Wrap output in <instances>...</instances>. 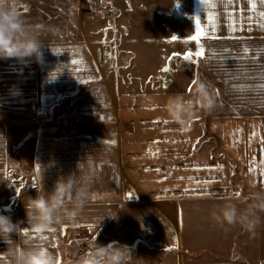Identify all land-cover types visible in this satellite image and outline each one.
<instances>
[{"label": "crops", "instance_id": "obj_1", "mask_svg": "<svg viewBox=\"0 0 264 264\" xmlns=\"http://www.w3.org/2000/svg\"><path fill=\"white\" fill-rule=\"evenodd\" d=\"M26 2L61 25L25 20L43 44V62L0 60V107L42 123L52 114L64 120L56 135L35 136L30 170L36 191L19 189L16 201L0 197V213L24 221V236L14 240L39 241L55 253V231L114 232L124 211L127 228H142V242L167 244L155 252L143 248L148 263L142 264H236L229 258L264 264V0H189L187 36L181 13L149 12L144 0H125L112 24L83 12L82 0ZM7 4L0 0V7ZM198 32L199 43L191 39ZM188 39L191 46L176 47ZM200 47L203 57L183 58ZM118 50L123 57H115ZM199 82L208 85L216 106L195 108L181 126L165 110L167 100L175 94L193 99ZM77 118L87 122L88 133ZM10 157L8 130L0 123V183L9 179ZM69 178L76 189L86 188L84 207L73 222L36 233L27 224L25 199ZM226 203L255 227L216 220L213 213ZM5 247L0 242V253ZM204 254L209 260L198 261ZM0 264H6L3 256Z\"/></svg>", "mask_w": 264, "mask_h": 264}, {"label": "clouds", "instance_id": "obj_2", "mask_svg": "<svg viewBox=\"0 0 264 264\" xmlns=\"http://www.w3.org/2000/svg\"><path fill=\"white\" fill-rule=\"evenodd\" d=\"M43 44L32 35L20 15L7 7H0V60L14 58L27 64L33 57L37 63L43 62ZM216 106V98L204 82H199L193 99H185L183 94H175L168 98L165 105L169 117L184 126L199 107L211 111ZM258 199H261L257 195ZM87 199L86 188L76 189L72 178L59 180L51 192L38 188L35 197L28 196L24 201L27 224L46 233L53 225L73 222ZM71 204L70 208L68 205ZM248 214L238 216L236 206L226 203L219 214L213 213L216 220L252 229L255 222L247 218ZM24 221L13 222L8 215L0 213V242L6 247L0 253L6 264H59V257L42 242L35 241L21 244L14 237L24 236ZM132 249L118 242L101 244L94 241L90 252H85L77 264H129Z\"/></svg>", "mask_w": 264, "mask_h": 264}, {"label": "rangeland", "instance_id": "obj_3", "mask_svg": "<svg viewBox=\"0 0 264 264\" xmlns=\"http://www.w3.org/2000/svg\"><path fill=\"white\" fill-rule=\"evenodd\" d=\"M8 4L7 8L16 11L20 17L25 21L29 20V17H32L31 22L38 24V26L46 25V22L60 26V20L57 21H48L42 10L35 11L32 5L28 4L26 0H7ZM104 10H112V13L106 15L102 10H99L94 7L91 0H85V4L87 6V11L93 15H96L100 22L104 20L107 21L108 24H112L115 21L116 17H118L119 13L122 12L123 6H125V0H115L114 6L113 0H101ZM127 3H132L134 5L137 4L140 0H126ZM146 9L149 12L161 13L165 16H168L169 13H176L177 15L181 13L184 27V32L187 36L188 25L186 24V17L189 14V0H144ZM83 2V0H82ZM142 6L139 7L141 10ZM101 9V8H100ZM110 10V11H111ZM36 21V22H35ZM168 21V18L166 19ZM181 26V27H182ZM120 38L124 36L123 33H119ZM189 39L187 41H178L176 43V47L188 48L190 45ZM191 46V45H190ZM107 48V47H106ZM115 57L119 58V55L123 57V54L118 50L116 51ZM184 58V56H183ZM105 59V57H104ZM196 61V57L193 59ZM185 69H189L188 66L184 67ZM179 72L176 65H173L170 70L171 76H176ZM75 99H70L67 102V108L71 111ZM64 120L63 115L55 116L52 114L49 122L42 123L40 121H36L33 119L27 112L18 109H6L0 107V123L4 124L8 130L9 135V144L11 146V157L8 164L9 171V179L4 183H0V197L3 201H16L17 191L22 190L23 188L31 189L32 191H36V186L32 185L31 168H30V157L33 151L35 136L37 132H45L52 133L56 135L60 132V127L62 126V121ZM79 124L83 128L85 133L89 132V127L87 122L82 118H77ZM20 187V188H19ZM23 189V190H24ZM30 196V195H28ZM264 209V205H262ZM125 212H121V215L118 216V228L111 232V228H107V230H102L98 228L97 234L93 233V230L87 226L82 227H68L67 229H63L62 231H55L54 233H58L55 237V254L59 257V264H77L78 259L85 252H90L91 245L94 241H97L101 244H109L111 242H118L121 245H127L132 249V255L129 259V264H142L146 262L147 259L143 258V248L145 251L152 252L155 248L161 249L166 247V243L162 242V244H157V241L151 242H142V228L137 226V232L135 230H130L127 228L128 224L125 220ZM264 222V221H263ZM129 229V230H128ZM263 229V228H262ZM92 230V231H91ZM264 236V233L262 234ZM145 236V235H144ZM137 242V243H136ZM168 243V241H167ZM161 246V247H160ZM155 249V250H157ZM155 252V251H153ZM146 256V255H145ZM205 254L199 257L198 261L209 260L206 259ZM229 261H233L238 264L237 259L229 258ZM148 263V262H146ZM244 264H248L244 262Z\"/></svg>", "mask_w": 264, "mask_h": 264}, {"label": "snow or ice", "instance_id": "obj_4", "mask_svg": "<svg viewBox=\"0 0 264 264\" xmlns=\"http://www.w3.org/2000/svg\"><path fill=\"white\" fill-rule=\"evenodd\" d=\"M262 15H264V13H262ZM197 23L199 24V21H197ZM200 35H201V33L198 32L197 35L191 37V39H192L193 41H196L197 43H199ZM177 55H179V54H177ZM183 55H184V59H186V60H188V59H193L194 57H196V58H201V57H203V56L205 55V50H204L203 47H200V48H199L197 51H195V52H188V53L183 54ZM164 71H168V69L165 68ZM193 83H195V81H193ZM261 87H264V85H262ZM34 231H35L36 233H39V230H37V229H34ZM41 239H47V238H46V237H41Z\"/></svg>", "mask_w": 264, "mask_h": 264}, {"label": "built area", "instance_id": "obj_5", "mask_svg": "<svg viewBox=\"0 0 264 264\" xmlns=\"http://www.w3.org/2000/svg\"><path fill=\"white\" fill-rule=\"evenodd\" d=\"M91 1H92V3H93V5H94L95 8H97L99 10H102L106 15H109V14L112 13V10L111 9H110L111 11L110 10H104V9H102L103 8V5H101V3H102L101 0H91ZM31 180H32L31 181L32 182V185L33 186H36V182L34 181V178H32Z\"/></svg>", "mask_w": 264, "mask_h": 264}, {"label": "water", "instance_id": "obj_6", "mask_svg": "<svg viewBox=\"0 0 264 264\" xmlns=\"http://www.w3.org/2000/svg\"><path fill=\"white\" fill-rule=\"evenodd\" d=\"M167 83H168L167 72H164V73L162 74V86H163V88H166V87H167V86H166Z\"/></svg>", "mask_w": 264, "mask_h": 264}, {"label": "trees", "instance_id": "obj_7", "mask_svg": "<svg viewBox=\"0 0 264 264\" xmlns=\"http://www.w3.org/2000/svg\"><path fill=\"white\" fill-rule=\"evenodd\" d=\"M82 7H83V10H84V11H87V6H86V4H85V0H83V2H82Z\"/></svg>", "mask_w": 264, "mask_h": 264}]
</instances>
